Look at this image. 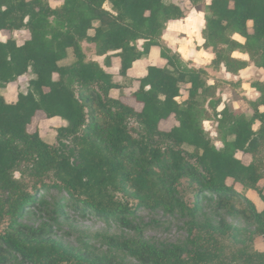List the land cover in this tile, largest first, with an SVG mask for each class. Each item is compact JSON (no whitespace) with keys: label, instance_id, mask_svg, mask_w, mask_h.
<instances>
[{"label":"trees","instance_id":"16d2710c","mask_svg":"<svg viewBox=\"0 0 264 264\" xmlns=\"http://www.w3.org/2000/svg\"><path fill=\"white\" fill-rule=\"evenodd\" d=\"M206 7L203 47L215 54L212 63L236 73L248 65L232 55L240 51L264 68V0H211ZM186 13L176 0H64L57 7L48 0H0V31L11 34L0 41V226L6 223L0 228V263L18 257L24 264H124L69 249L44 229L21 222L30 208L47 210L39 193L56 189L82 215L124 225L137 207L190 213L188 246L108 239L137 264H264V251L253 246L256 238L264 240V209L247 195L255 191L264 203L258 163L264 82L252 84L260 93L250 101L252 114L229 105L217 111L221 98L216 100L212 109L225 129L218 148L203 127L208 112L200 98L216 94L206 70L185 65L162 40L167 23ZM22 29L30 38L18 44L12 34ZM83 41L105 56L106 67L113 57L120 59L122 82L88 58ZM153 46L167 63L148 66L137 79L131 98L142 105L138 110L122 99L123 89L134 81L128 70ZM27 74L26 87L8 102L7 85ZM183 84L188 96L179 101ZM113 89L120 90L118 98ZM39 112L66 122L56 129V143L29 130ZM171 117L177 124L162 129L160 123ZM239 151L251 159L238 158ZM202 200L215 205L216 221L196 220ZM221 212L243 217L251 228L229 224Z\"/></svg>","mask_w":264,"mask_h":264},{"label":"rangeland","instance_id":"374dc122","mask_svg":"<svg viewBox=\"0 0 264 264\" xmlns=\"http://www.w3.org/2000/svg\"><path fill=\"white\" fill-rule=\"evenodd\" d=\"M48 1L49 3L52 1V3H50V5L52 4L51 6H56L55 4H58V2H64V0H54L55 2L53 0ZM176 1L186 7V16L182 18V21L178 23L175 29H173L174 25L171 24L169 29H167L166 25L164 31H166L168 35L169 42L174 44L172 45L174 46L172 50L180 54L184 64L189 67L205 69L207 72L206 78L208 84L215 88V96L210 97L209 95H203L200 98V104L201 107L208 112L206 119L203 121V127L206 133L212 138L214 144L218 148H221L223 147L221 138L225 133V129L219 123L212 107L216 105L215 102L217 99L222 98V102L218 105L217 111H220L224 107V102L235 110L232 107L231 99L241 103L243 105L241 108L249 110L251 109L249 101L251 95H243V93L247 91L243 89L242 81L245 77L241 75L242 72H229L222 64L221 66L214 65L212 61L215 58V54L212 49H205L203 44L200 43V40L203 38L202 30L205 27L206 6L210 3L209 0H203L198 4H192L188 0ZM200 14H202V16ZM201 19L203 20V24H201ZM10 35L9 33H5V37L7 38ZM12 35L16 37L20 44L29 36L26 30H19ZM237 35L243 39L239 34H234L233 37ZM202 40H204V38ZM243 40L245 41V39ZM189 41H191V43H188ZM138 44L141 46L142 43L138 42ZM82 47L87 56L93 57L95 55L96 47L94 44L83 41ZM181 49H183V51H181ZM191 51L194 52L192 56L189 55ZM202 52L208 55H201ZM235 52L241 53L240 51ZM208 57H212V59ZM66 62H71V59L69 58ZM29 76V74L25 75L22 81L13 87L14 90L12 92L14 94H16L19 89H24L26 87ZM209 81H212V83H209ZM69 84H73L72 81H69ZM181 94V97L178 98L179 101L188 96V85H182ZM227 95L228 99L224 100ZM229 99L230 101H228ZM221 105H223V107H221ZM63 124L65 123L61 118L50 119L47 118L43 112H39L29 126V130L31 132L38 130L44 140L54 144L56 143V129ZM175 124H177V121L174 117H171L162 122L160 127L164 130H168ZM236 156L243 158L246 162H248L251 157L244 156L239 152L236 153ZM258 163L260 166H263L262 171H264V148L258 156ZM16 176L20 177V173L16 172ZM261 184H263V181ZM247 194L255 202L257 209L262 211L264 209V203L259 195L251 190L248 191ZM39 195H43L49 203V207L47 210H35L30 208L25 212L21 222L34 228L44 229L65 247L75 251L90 252L98 257L112 259L114 262L137 264L127 253L115 249L108 242V239L110 237H117L119 240H142L159 247L166 245L188 246L190 244V229L193 219L188 212L179 211L170 214L162 209L154 210L137 207L134 213L128 216L130 224L124 225L123 223L102 219L89 213L82 215L76 211L65 199L64 195L60 194L56 189L41 191ZM130 204H135V202L130 200ZM221 215L231 225L239 228H251L241 216L230 215L225 212H221ZM217 219L215 205L207 200H202L201 210L196 220L202 222L206 220L216 221ZM5 226L6 223H2L0 228L3 229ZM253 246L257 251H264V240L262 238H256L253 242ZM0 264L24 263H21L18 257H13Z\"/></svg>","mask_w":264,"mask_h":264},{"label":"crops","instance_id":"0c3cea01","mask_svg":"<svg viewBox=\"0 0 264 264\" xmlns=\"http://www.w3.org/2000/svg\"><path fill=\"white\" fill-rule=\"evenodd\" d=\"M54 1V0H53ZM55 2V1H54ZM50 3H52V1H50ZM63 3L61 2H58V4H55L56 6H52V7H57V6H60L62 5ZM52 5V4H51ZM182 21V19H178V20H170L168 23H167V29H169L170 25L173 24V29H175L178 25V23ZM251 25V24H250ZM166 29V30H167ZM22 30H25V29H22ZM19 30H16L14 31L17 32ZM28 32V37L25 39H29L30 38V33L28 30H26ZM15 37V36H14ZM242 37V36H241ZM16 38V37H15ZM243 38V37H242ZM7 39V37H5V32H1L0 31V41H5ZM203 39V38H202ZM244 39V38H243ZM162 40L164 41L165 45H167L169 48L171 49H174V45L173 43L169 42L168 40V35L166 33V31H164L163 33V36H162ZM204 41V40H203ZM18 42V40H17ZM140 43H143V40H140L139 41ZM24 43V42H23ZM21 43V44H23ZM18 44H20L18 42ZM204 44V43H203ZM174 51V50H173ZM194 54L193 51L190 52V56H192ZM241 56H239L240 58L239 59H242V60H245L243 59V57L245 55L248 56V59L245 60L248 62V65L246 67H244L243 69H240L239 72H242L243 75H244V79L242 81V84H243V89H245V93H243V95H251V99L249 98V101H255L259 98L260 96V93L259 91L252 85L255 81H261V82H264V68L262 67H258L256 66L254 63H252L250 61V57L247 53H243L241 52L240 53ZM89 59L91 60H96L98 61L107 71L111 72L114 77H115V80L118 81V82H122L123 78L119 75V66H120V59L118 57H113L112 59V65L110 67H106L104 65V58L105 56H98L95 55L93 57H90L88 56ZM235 58H238V57H235ZM167 61L161 57V53H160V47L158 46H153L148 57L146 58H142V59H139V60H136L134 63H133V66L128 70V77L131 78V79H134L132 85H129V86H126L123 91H124V97H122V99L127 102L128 104H131L133 105L136 109L140 110L142 105L135 102L134 99L131 98V92L136 90L138 88V85H139V82L137 81L138 78H141L143 76H145L147 74V68L148 66L150 65H156V66H159V67H164L166 65ZM247 70V71H245ZM24 76L20 77L17 81L15 82H12V83H9L7 85V87L5 88L4 92H3V95L5 97V99L8 101V102H15L17 100V97H18V92L16 94H14L12 91L14 90V86L18 85L21 81H22V78ZM242 77V76H241ZM245 85H247V87H245ZM249 89V90H247ZM259 93V96L257 97L256 96V93ZM120 90L119 89H113L111 91V96L114 97V98H118L120 96ZM228 99V95L224 98V100ZM230 101V99L228 100ZM221 102H222V98H221ZM220 102V103H221ZM231 104H232V107L237 111H235L236 113H241V112H246V113H250L252 114L253 113V109H243L241 108L243 105L241 103H239L238 101L236 102V100L234 99H231ZM229 104L225 103L224 102V107L227 106ZM230 106V105H229ZM224 107L221 109L223 110ZM231 107V106H230ZM264 108V106H260V110ZM232 109V108H231ZM262 111V110H261ZM60 117H53V118H50V119H59ZM64 121V120H62ZM166 121V120H164ZM162 121V122H164ZM161 122V123H162ZM65 124L63 125H66V122L64 121ZM160 123V124H161ZM62 125V126H63ZM260 126V122L257 121L255 124H254V129H257L258 127ZM239 153H241L242 155L244 156H250L249 154H244L243 152L239 151ZM238 158H241V157H238ZM243 159V158H241ZM251 159V157H250ZM244 160V159H243ZM252 191V190H251ZM255 192V191H253ZM248 195V194H247ZM249 196V195H248ZM250 197V196H249ZM251 198V197H250Z\"/></svg>","mask_w":264,"mask_h":264},{"label":"clouds","instance_id":"9594fccd","mask_svg":"<svg viewBox=\"0 0 264 264\" xmlns=\"http://www.w3.org/2000/svg\"><path fill=\"white\" fill-rule=\"evenodd\" d=\"M209 2H211V0H209ZM104 6L107 7V5H104ZM200 15L202 16V14H200ZM248 23L251 24L252 21L249 20ZM201 24H203V20H202V19H201ZM234 38H235L236 40H238L241 44L244 43V40L241 39L238 35L235 36ZM188 43H191V41H189ZM200 43L203 44L204 41L201 39V40H200ZM181 51H183V49H181ZM201 55L207 56L208 54L202 52ZM232 55H233L234 57H239L240 53H238V52H233ZM208 58H209V59H212V57H208ZM243 59L247 60V59H248V56L245 55V56L243 57ZM245 71H247V70H245ZM241 75H243V73H241ZM209 83H212V81H209ZM245 87H247V85H245ZM256 96H257V97L259 96V93H258V92L256 93ZM221 107H223V105H221ZM261 110L264 111V108H262ZM254 130H255V129H254Z\"/></svg>","mask_w":264,"mask_h":264},{"label":"water","instance_id":"95a60500","mask_svg":"<svg viewBox=\"0 0 264 264\" xmlns=\"http://www.w3.org/2000/svg\"><path fill=\"white\" fill-rule=\"evenodd\" d=\"M223 66H225L224 64H222ZM221 111V110H220Z\"/></svg>","mask_w":264,"mask_h":264}]
</instances>
